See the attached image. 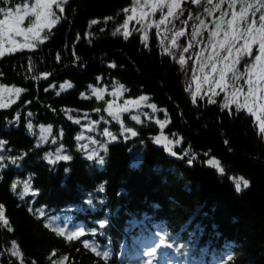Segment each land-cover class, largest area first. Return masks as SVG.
Returning <instances> with one entry per match:
<instances>
[{
    "label": "trees",
    "instance_id": "obj_1",
    "mask_svg": "<svg viewBox=\"0 0 264 264\" xmlns=\"http://www.w3.org/2000/svg\"><path fill=\"white\" fill-rule=\"evenodd\" d=\"M134 5L67 0L47 41L0 56V85L20 89L0 108L8 221L0 220V264H264V135L250 113L225 108L222 94L196 95L193 104L185 64L164 51L154 26L144 33L129 21L125 40ZM65 81L74 87L61 89ZM114 86L126 99L146 97L163 125L124 115L125 130L136 134H122L106 99L91 94ZM83 115L103 146L92 159L80 147L83 123L75 120ZM38 126L49 128L44 141ZM105 129L116 139L106 141ZM160 135L174 143L167 148ZM64 155L72 159H57Z\"/></svg>",
    "mask_w": 264,
    "mask_h": 264
},
{
    "label": "snow or ice",
    "instance_id": "obj_2",
    "mask_svg": "<svg viewBox=\"0 0 264 264\" xmlns=\"http://www.w3.org/2000/svg\"><path fill=\"white\" fill-rule=\"evenodd\" d=\"M7 3V0H5ZM66 3L67 0H64ZM140 11L137 14V8L132 9V15L128 16L123 23V36L127 40L133 34L129 30V21L136 20L138 24L141 25V30H143L144 18L155 14L158 11L160 12V20L155 22V27L158 30L161 26H165V30L168 32H173L175 28V21L181 20L187 11V9L182 7V0H144V4L140 5V0H135ZM237 0H230L229 8H233L236 5ZM202 0H190V4L201 5ZM209 5L212 4V0H207ZM60 8V11L63 12L64 8L60 7V0H35V4L31 8V14L34 15L35 19L32 20L29 15L28 5L24 6V13L21 15L19 11L13 15V9L8 7L5 9H0V12L4 13V19L0 20V56L4 54L5 44L3 41H7V44L11 47L7 48L8 52H13L17 47L20 48H36L37 43L43 44L48 40L47 35L42 36L44 29H51L58 21L59 17L56 16L55 12L52 10V6ZM146 6V7H145ZM215 8H220V4H216ZM164 9H167L166 13ZM125 12L128 9L124 10ZM211 9L208 7L204 8V12L211 15ZM251 12V17H255L256 13L259 12V20L252 19L249 22V13ZM189 19L192 18V13L187 12ZM228 15L226 12H221L218 19L214 20L212 23L215 25L208 32L207 43L211 45L212 51L207 56H203V51L195 52L197 60L200 62L201 69L207 65L211 68V73L204 75L203 82L208 85V92L211 95H219L215 89H220L221 92H224L228 88L227 81L232 82V86L236 88V91L232 93L231 97H226L225 108L228 107V101L235 103L237 109L246 108L249 113L259 120V131L264 134V0H257L255 4H242L239 13L236 11L231 12V18L225 19ZM28 18V27L22 28L20 25L25 21V18ZM108 20H111L112 17H108ZM196 19L199 21L198 25H194L189 36V45L188 47H183V53L189 52V48L196 47V42H202L204 40V29H208V24H206L204 19H201L199 16H196ZM183 24H187L188 21H181ZM92 25L97 24L96 20L91 21ZM257 24L259 26L257 27ZM152 25H148L151 27ZM171 26V27H169ZM115 35V33H113ZM186 35V32L183 30L174 31L171 35V44L173 47L178 46V38H182ZM14 36H23L25 38V43L22 45H17V42L13 39ZM243 41V43H240ZM141 43L144 47H148V36L145 34L141 38ZM253 45H257V52L253 51ZM164 51L170 53V50L165 43ZM226 54V55H225ZM254 61L252 63H247V58L253 57ZM59 59V57H57ZM179 63L183 66L186 63L185 56L180 55ZM238 64H244V73H240L237 69ZM110 68H115V64L109 65ZM216 75H212V74ZM48 75L47 73L45 74ZM246 75L245 83L248 86L247 93L244 94V103L240 104L235 98L241 92V89L238 87V84L242 76ZM216 76L219 78L217 79ZM96 79H100L97 77ZM74 85L70 82L65 81V83L60 85L61 89H72ZM89 87H91L89 85ZM121 87H123L121 85ZM200 82L197 83V88L199 89ZM17 92L20 89H16ZM49 91V89H45ZM104 90L101 88H93L92 92L97 99L102 98V92ZM81 98L84 97V93H80ZM140 100L146 99V97L141 96ZM203 99V97H201ZM193 104L196 103V94H193L192 97ZM215 101L209 99V103H214ZM127 104L134 103L133 101H127ZM138 103V102H137ZM4 107V105H0ZM151 107H155L152 105ZM108 114L114 119H119L118 111H113V105L109 103L108 108L106 109ZM119 111H127V107L120 109ZM29 116L32 115L31 112L28 113ZM71 119V117H69ZM133 120H136V117H132ZM79 123V121H76ZM29 129L32 128V125L29 123L27 125ZM43 127V126H42ZM127 132L131 134H136L132 129H126ZM105 135H111L107 129H105ZM79 138V137H78ZM113 140L116 138L113 136ZM160 137H157V142H159ZM95 143V141H93ZM7 142L0 140V146L5 145ZM89 159L93 157L88 156ZM3 157L0 156V160ZM45 159H48L47 155ZM58 160L70 161L72 157L70 155H64L57 158ZM50 164L56 163V161L49 160ZM102 162V161H101ZM245 187L247 186V181L244 182ZM16 185L15 182L12 183L11 187L14 188ZM27 190V189H26ZM237 191H240V186L237 185ZM0 220H3V223L6 225L8 221L4 219V213L0 209ZM79 231L72 232L70 234L71 238H76L80 236ZM85 246L88 245V241L84 240ZM97 255H102L97 253Z\"/></svg>",
    "mask_w": 264,
    "mask_h": 264
},
{
    "label": "rangeland",
    "instance_id": "obj_3",
    "mask_svg": "<svg viewBox=\"0 0 264 264\" xmlns=\"http://www.w3.org/2000/svg\"><path fill=\"white\" fill-rule=\"evenodd\" d=\"M2 1L5 2V0H0V9L6 10L8 7H6L5 6L6 3H4ZM206 1L202 0L201 6H200L201 9L200 10L198 9V11L195 13V8L197 5L190 4V0H182V7L187 9V11H186L185 15L183 17H181V20H177L174 22L175 28L173 29V32L177 31V30H183L186 32V35L182 38H178V46L177 47H173L171 44V35L173 34V32L166 31L165 26H161V28L159 29V33H158V30L155 27V22H158L160 20V12L159 11L157 13L153 14L152 16H146L144 18V25H143L142 31L144 33H146L149 28H152L154 26V28H152V29H154V32L158 33L163 38V42L167 43V46L170 48L171 52H173L175 54V57L180 59L181 54H183L185 56V60H186L185 73L187 75L186 77L191 82H193L194 88H195V90H194L195 94L197 96L207 95L209 97H212L214 95H211V93L208 92V85L203 82L204 75L211 73V68L207 67V65H205V67L202 70L201 66H200V62L196 58L195 52L203 51V56L207 57L212 51L211 45H208V43H207L208 32L212 28L215 27V25L212 22L219 18L220 13L222 11L228 13V15L225 17V19H230L231 18V12L236 11L237 13H239L240 8H241L240 4L243 2H246L247 0L239 1L238 2L239 7L237 6V2H236V5L233 8H229V6H228L229 4H227V6L224 7L223 9H221V7L215 8V5L221 4V3H224L226 5V0H220L217 3H215L212 0V4L210 6L207 5V7L212 10L211 15L204 12V8H205L204 3H206ZM256 2H257V0H252L251 2H246L244 4H255ZM34 4H35V0H32L30 3L24 2L23 4H19V5H16L14 7H11L13 9V15H15L17 13V11H19V13L21 15H23L24 6L28 5L29 15L31 16L32 20H34L35 17H34V15L31 14V8ZM63 4H64V0H60V7L63 8ZM143 4H144V0H140V5H143ZM186 4H187V6H186ZM134 8H137V14H139L140 9L137 6L136 2L134 5ZM52 10H53V12H55L57 17L60 16V14H59L60 8L56 7V5H53ZM166 11H167V9H164L165 13H166ZM187 12H191L193 14L191 19H189ZM259 15H260V13L257 12L255 17H251V12H250L249 13V17H250L249 22H251L252 19H255L258 21ZM196 16H199L201 19H204L206 24H208L209 27H208V29L203 30L204 40L202 42H196V47L194 50H193V48H189V52L183 53V47H188V45H189V36L191 34L193 26L198 25V23H199V21L196 19ZM4 18H5L4 13L0 12V20H2ZM181 21H188V23L183 24V23H181ZM130 22L131 23H137L136 20H132ZM150 24L152 26L148 27V25H150ZM20 26L22 28H27L29 26L27 17L25 18V21L21 23ZM54 26L52 28H54ZM258 26H259V24H257V27ZM169 27H171V26H169ZM51 29H47V28L44 29V31L42 32V36L45 35L46 32L51 30ZM13 39L17 42V45H22L26 42L25 38L23 36H14ZM3 42L5 44L4 54L10 53L7 51V48L11 47V45L7 44L6 40ZM36 43H38V42H36ZM240 43H243V41H240ZM32 49H34V48H20V47L16 48V50H32ZM257 49H258V46L253 45V51L257 52ZM253 61H254V56L247 58V60H246L247 63H252ZM244 67H245L244 64H238L237 65V69L240 73H244ZM212 75H216V74L213 73ZM216 78L218 79L219 77L216 76ZM245 80H246V75L242 76V78L238 84V87L241 89V92L235 98L240 104H243L245 102L244 101V94H246L247 90H248V86L245 83ZM198 81L200 82L199 89L197 88ZM227 83H228V88L226 91L221 92L220 89H218V88L215 89L217 93L222 94L224 103H226V97H231L232 93L236 91V88H234L232 86V82L230 80L227 81ZM100 88L104 90L101 95H102V98L106 99L107 108H108L109 103H111L113 105V111H118L119 119H114L112 116H110L108 114L107 111H105V113H107L110 118H113L114 121L119 124V128H120V131L122 134H125V133L130 134V132H127L125 130L124 125H123L124 123L122 122V118L124 115H127L130 119H132V117L135 116L136 120H134V121H136V122H139L142 119H151L150 121H153L160 126L163 125L161 123V121L158 119V116L156 115V113H157L156 108L151 107L152 105L149 104L146 101V99L140 100L139 99L140 97L136 98V99H126L124 97L123 89L120 86H114L113 88H109V89L106 87H100ZM91 94L94 95V93L92 91H91ZM17 95H18V92L16 91V88H13L10 86L0 85V105H4V107L10 105L16 99ZM127 101H133L134 103L127 104L126 103ZM228 105L234 106L236 104L232 103L229 100ZM125 107H127V111H119L120 109H123ZM0 108H3V107H0ZM240 109H244L245 111L248 112V110L246 108H240ZM253 118L256 121L257 126L259 128V120L256 118V116H253ZM78 120H81V122L83 123L82 124V135L80 136V147L82 149H84L87 156L91 155L93 158H95L94 156H97L99 154L100 149L103 148V146L100 145V140H98L96 138L97 136H96L95 132L98 131L96 128V125L93 121H91L93 119L89 116H86V115H83L81 118H78L75 121H78ZM36 134L40 135L41 141H44L49 135V128L38 126V128L36 129ZM103 134L105 135V130H104ZM105 137H106V139H105L106 141L113 140L110 135H105ZM93 141H95V143ZM160 141H162L167 146V148L169 145L174 143V140L172 138H169L165 135H160Z\"/></svg>",
    "mask_w": 264,
    "mask_h": 264
}]
</instances>
